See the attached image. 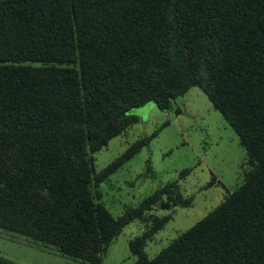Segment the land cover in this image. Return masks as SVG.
<instances>
[{"label":"trees","instance_id":"16d2710c","mask_svg":"<svg viewBox=\"0 0 264 264\" xmlns=\"http://www.w3.org/2000/svg\"><path fill=\"white\" fill-rule=\"evenodd\" d=\"M200 86L238 136L244 180L156 255L146 220L132 264H264V0H0V229L88 264L152 208L189 206L176 180L113 216L92 153L138 116L130 110ZM0 264H19L0 255Z\"/></svg>","mask_w":264,"mask_h":264},{"label":"rangeland","instance_id":"374dc122","mask_svg":"<svg viewBox=\"0 0 264 264\" xmlns=\"http://www.w3.org/2000/svg\"><path fill=\"white\" fill-rule=\"evenodd\" d=\"M138 120L92 153L97 170L110 164L136 141L151 136L148 143L116 171L98 183L100 201L113 215L137 206L157 187L176 180L189 206L152 208L126 224L101 252L102 264H132L136 255L130 241L145 231L153 214L167 215L164 226L144 246L156 255L171 239L193 225L244 180L249 168L246 151L234 129L213 107L200 86H192L172 100L169 109L152 101L134 107ZM0 255L19 264H88L61 253L25 235L0 229Z\"/></svg>","mask_w":264,"mask_h":264},{"label":"water","instance_id":"95a60500","mask_svg":"<svg viewBox=\"0 0 264 264\" xmlns=\"http://www.w3.org/2000/svg\"><path fill=\"white\" fill-rule=\"evenodd\" d=\"M178 97H181V95H178Z\"/></svg>","mask_w":264,"mask_h":264}]
</instances>
